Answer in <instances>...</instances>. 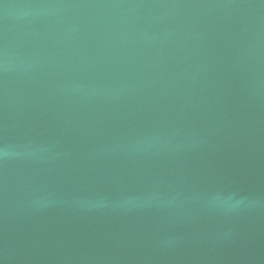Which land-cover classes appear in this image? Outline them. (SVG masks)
<instances>
[{
    "label": "water",
    "instance_id": "water-1",
    "mask_svg": "<svg viewBox=\"0 0 264 264\" xmlns=\"http://www.w3.org/2000/svg\"><path fill=\"white\" fill-rule=\"evenodd\" d=\"M0 264H264V0H0Z\"/></svg>",
    "mask_w": 264,
    "mask_h": 264
}]
</instances>
